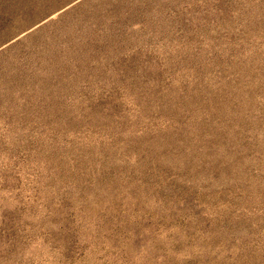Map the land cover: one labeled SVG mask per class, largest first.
Masks as SVG:
<instances>
[{"label":"rangeland","instance_id":"obj_1","mask_svg":"<svg viewBox=\"0 0 264 264\" xmlns=\"http://www.w3.org/2000/svg\"><path fill=\"white\" fill-rule=\"evenodd\" d=\"M0 264H264V0H0Z\"/></svg>","mask_w":264,"mask_h":264}]
</instances>
